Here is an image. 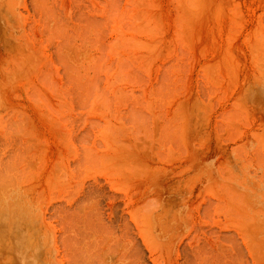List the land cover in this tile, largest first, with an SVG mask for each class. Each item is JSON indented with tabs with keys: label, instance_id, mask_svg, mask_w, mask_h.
I'll return each instance as SVG.
<instances>
[{
	"label": "rangeland",
	"instance_id": "1",
	"mask_svg": "<svg viewBox=\"0 0 264 264\" xmlns=\"http://www.w3.org/2000/svg\"><path fill=\"white\" fill-rule=\"evenodd\" d=\"M0 264H264V0H0Z\"/></svg>",
	"mask_w": 264,
	"mask_h": 264
}]
</instances>
